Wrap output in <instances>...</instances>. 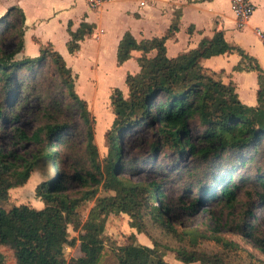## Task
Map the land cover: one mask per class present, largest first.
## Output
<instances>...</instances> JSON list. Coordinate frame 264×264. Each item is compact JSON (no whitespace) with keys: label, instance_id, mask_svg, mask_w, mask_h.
Instances as JSON below:
<instances>
[{"label":"trees","instance_id":"obj_1","mask_svg":"<svg viewBox=\"0 0 264 264\" xmlns=\"http://www.w3.org/2000/svg\"><path fill=\"white\" fill-rule=\"evenodd\" d=\"M0 26V122L15 121L17 117L8 110L22 106L28 96L37 97L39 103L37 127L31 135L12 128L15 148L29 143L34 151L19 155L15 149L0 150V205L11 189L27 184L40 160L53 168L51 177L34 189L43 208L0 207V248L12 253L14 264H100L104 226L111 214L126 215L129 227L147 236L153 245H136L132 242L135 236H130L129 243L113 248L118 264H168L162 253L167 248L150 239L149 227L176 242L169 250L182 264H221L225 254L240 253L238 244L219 235L223 229L246 236L264 250V241L254 235L252 196L242 203L235 182L252 184L256 188L253 197L264 205V70L255 59L228 45L222 32L174 58L166 55V37L137 43L126 33L117 47V64L137 51L141 53L139 71L125 77L127 96L119 89L110 96L113 120L104 133L107 154L100 159L94 142L95 120L87 102L75 92L74 77L62 56L47 44L40 45L36 58L16 59L24 47V14L19 8H9L0 18ZM176 29L177 18L168 34ZM92 31L85 23L75 32L68 29L69 54L74 55L79 42ZM152 51L155 55L149 57ZM232 51L240 56L234 71L256 73L255 107L242 104L233 84H223L220 74L199 63ZM192 121L203 128L204 148L189 142ZM142 127L155 128L163 148L171 153L181 155L187 149L204 165L173 169L158 180L133 182L125 171L128 164L122 159L121 142L131 130ZM152 151H157V144ZM241 170L245 172L234 177ZM172 186L181 195L170 197ZM101 192L103 196H99ZM182 196L191 198L189 204ZM92 201L94 206L82 220L79 209ZM238 206L242 208L239 215ZM198 208L209 216V234L197 228L179 231L180 218L193 217ZM70 227L77 238H70ZM76 242L81 256L66 261L61 249L74 247ZM201 243L221 250L208 254L197 250ZM2 259L0 254V264Z\"/></svg>","mask_w":264,"mask_h":264},{"label":"crops","instance_id":"obj_2","mask_svg":"<svg viewBox=\"0 0 264 264\" xmlns=\"http://www.w3.org/2000/svg\"><path fill=\"white\" fill-rule=\"evenodd\" d=\"M250 1L255 9L243 24L238 23L229 0H110L97 9H89L86 0H0V18L11 7L23 12L21 57L36 58L40 45L50 44L71 70L75 90L82 77L89 76L87 82L93 92L106 85L105 91L119 89L124 94L125 77L138 73L137 59L141 56L132 51L130 59L117 64V47L126 33L137 43L166 37V55L174 58L222 32L228 45L255 59L264 70V46L258 36V32H264V0ZM176 18L177 29L168 34ZM84 23L93 27L92 34L84 37L79 50L71 55L66 46L70 40L68 29L75 32ZM154 55L155 51L148 54ZM239 62L235 51L199 60L202 67L220 74L223 84L234 85L242 104L255 107L256 73L234 71Z\"/></svg>","mask_w":264,"mask_h":264},{"label":"rangeland","instance_id":"obj_3","mask_svg":"<svg viewBox=\"0 0 264 264\" xmlns=\"http://www.w3.org/2000/svg\"><path fill=\"white\" fill-rule=\"evenodd\" d=\"M3 26H0V29ZM22 58L20 55L16 59ZM87 77H82L81 82L77 86L75 92L78 96L85 100L88 105V110L95 120L94 125V142L97 146L99 158L103 159L107 154L106 142L104 140V133L108 130L112 124L113 115L110 108V96L113 89L105 91L106 85L102 86V90L99 89L96 92L90 90L87 82ZM75 80V79H74ZM21 94V93H20ZM124 96H127V92H124ZM37 97L28 96L27 101L22 106H14L9 109L12 115H15L17 119L15 121L0 122V150L2 152H8L15 149V152L19 155L30 154L34 151V146L31 144H25V146L15 148L14 139L12 134V128L16 127L22 130L27 135H31L37 127L35 120V112L38 107ZM104 130L101 136V130ZM189 142H191L197 149L204 148L205 145L201 141V134L203 128L197 121L189 123ZM103 137V139H102ZM157 144V151H152V146ZM122 148V159L128 164L125 169L126 174H130L129 178L133 182H143L158 180L161 176L165 177L171 174L170 170L180 169L189 170L195 167H201L204 165L199 162L197 158L191 155L187 149L181 155L171 153L167 148H163L162 140L158 137L155 128L148 129L142 127L140 129L131 130L127 133V136L121 142ZM200 165V166H199ZM156 171V172H155ZM245 171L241 170L236 175H242ZM53 168L49 162L40 160L38 167L34 173H32L27 184L20 188L11 189L8 192V199L6 202L0 205L1 208L9 210L12 206L28 205L36 209L43 208V204L35 198L34 189L43 180H47L51 177ZM162 173V174H161ZM252 176V175H251ZM185 179V178H184ZM236 184L239 185L237 190L238 199L242 203H247L249 196H252L253 206V218L255 228V237L264 241V205L258 204L255 200L254 192L256 188L250 183L239 184V180L235 179ZM173 190L169 192V196L176 198L181 195V191L172 186ZM101 192L99 196H103ZM184 202L189 204L191 199L184 198ZM41 205V208H38ZM94 206V201L87 202L80 209L79 213L82 220H85L88 216L90 209ZM206 206V205H205ZM242 211V208L238 206L237 215ZM223 218H226L224 216ZM209 216L204 215L200 212V208L197 209V213L192 217L183 216L180 218L181 225H177L179 231L185 229L197 228L199 231L209 234L211 224L209 222ZM230 220L223 219L222 222ZM130 219L124 215H109L106 219L104 226V251L100 264H118L113 248L119 247L129 243V237L134 235L135 240L132 242L136 245H143L153 247L149 238L143 234H137L134 229L129 227ZM208 225L210 227H208ZM70 238H77V233L69 228ZM148 235L151 240L156 241L164 249V260L168 264H182L174 259V253L169 249L176 247V242L162 232L159 229L149 227ZM224 239L232 241L240 247L241 251L237 255L225 254L222 258L221 264H264V250L258 248L254 242L248 239L246 236L238 234L233 231L223 229L220 234ZM197 250H203L208 254L217 253L221 249H218L213 244L201 243ZM66 261L77 259L81 256L79 252V243L76 242L74 247L65 246L61 249ZM0 254L3 257L1 264H14L12 253L6 248H0ZM199 264V263H193Z\"/></svg>","mask_w":264,"mask_h":264},{"label":"built area","instance_id":"obj_4","mask_svg":"<svg viewBox=\"0 0 264 264\" xmlns=\"http://www.w3.org/2000/svg\"><path fill=\"white\" fill-rule=\"evenodd\" d=\"M110 0H86L89 9H97ZM231 4V10L238 20L239 24L245 23L254 12V5L250 0H229ZM258 36L262 45L264 46V32H258Z\"/></svg>","mask_w":264,"mask_h":264}]
</instances>
